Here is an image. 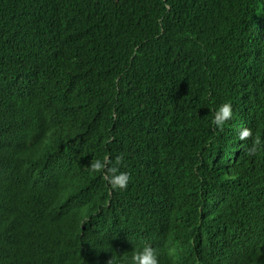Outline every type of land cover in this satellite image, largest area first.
Instances as JSON below:
<instances>
[{
	"label": "trees",
	"instance_id": "obj_1",
	"mask_svg": "<svg viewBox=\"0 0 264 264\" xmlns=\"http://www.w3.org/2000/svg\"><path fill=\"white\" fill-rule=\"evenodd\" d=\"M263 82L264 0H0V264L264 254V205L222 203L264 177ZM105 156L126 190L91 172Z\"/></svg>",
	"mask_w": 264,
	"mask_h": 264
},
{
	"label": "clouds",
	"instance_id": "obj_2",
	"mask_svg": "<svg viewBox=\"0 0 264 264\" xmlns=\"http://www.w3.org/2000/svg\"><path fill=\"white\" fill-rule=\"evenodd\" d=\"M233 117V108L231 103H223L215 109L212 124L220 131H223L224 125ZM239 139L246 141L252 139V147L247 149L249 156L256 154L257 148L261 145V138L257 135L253 139V133L250 128L244 127L239 133ZM123 162L122 156H117L113 163L108 156L101 159H94L90 163V170L93 173H102V178L107 181L111 190H126L130 180V174L119 171V165ZM111 165V166H109ZM261 178V185H256L248 180L243 182L239 188L229 192L222 198V203L226 206V211H235L240 205L241 209H255L264 205V177ZM241 190L244 194L243 199L235 198L236 192ZM212 247L196 250L185 256H175L170 251L156 253L151 245H145L142 250L134 251L131 256V264H211L210 252ZM255 256L249 258L243 264H264V254L254 251ZM112 264V260L108 261Z\"/></svg>",
	"mask_w": 264,
	"mask_h": 264
},
{
	"label": "bare ground",
	"instance_id": "obj_3",
	"mask_svg": "<svg viewBox=\"0 0 264 264\" xmlns=\"http://www.w3.org/2000/svg\"><path fill=\"white\" fill-rule=\"evenodd\" d=\"M160 22H161V21H160ZM260 22H261V21H260ZM256 51H257V50H256ZM253 53H254V52H253ZM253 53H252V54H253ZM257 53H258V52H257ZM257 53H256V54H257ZM254 55H255V54H254ZM64 56H65V54H64ZM76 56H77V55H76ZM251 56H253V55H251ZM255 56H257V55H255ZM65 57H67V56H65ZM65 57H64V58H65ZM253 59H254V58H253ZM256 60H257V59H256ZM77 61H78V60H77ZM254 61H255V60H254ZM71 62H73V60H72ZM74 62H75V61H74ZM74 62H73V63H74ZM73 63H72V64H73ZM76 64H77V62H76ZM39 66H40V65H39ZM51 66H52V65H51ZM55 66H56V65H55V63H54V67H53L54 71H55V68H57V67H55ZM74 66H75V65H74ZM33 67H35V66H33ZM37 70H38V69H37ZM41 70H42V69H41ZM48 70H49V69H48ZM56 70H57V69H56ZM58 70H59V69H58ZM15 71H16V70H15ZM259 71H260V70H259ZM42 72H43V70H42ZM252 74H253V73H252ZM256 75H257V74H256ZM260 75H261V74H260ZM260 75H259V76H260ZM257 78H258V77H257ZM36 80H37V79H36ZM256 80H257V79H256ZM24 81H25V80H24ZM35 83H36V82H35ZM263 83H264V82H263ZM173 88H174V85H173ZM11 90H13V89H11ZM170 90H171V89H170ZM173 90H174V89H173ZM174 91H175V90H174ZM256 91H257V90H256ZM263 92H264V91H263ZM176 95H177V94H176ZM175 97H176V96H175ZM261 97H262V96H261ZM177 98H178V97H177ZM255 98H256V97H255ZM257 98H258V97H257ZM262 100H263V99H262ZM254 105H255V104H254ZM263 106H264V105H263ZM86 109H88V108H86ZM261 109H262V107H261ZM262 110H263V109H262ZM0 115H1V114H0ZM30 115H31V114H30ZM20 116H22V114H20ZM263 116H264V115H263ZM22 118H24V116H23ZM25 118H26V117H25ZM27 120H28V118H27ZM12 121H13V120H12ZM23 121H24V119H23ZM23 121H22V123H24ZM25 121H26V120H25ZM13 122H15V121H13ZM26 122H27V121H26ZM30 122H31V121H30ZM30 122H29V123H30ZM151 122H152V121H151ZM27 123H28V122H27ZM14 125H16V124H13V126H14ZM20 125H21V124H20ZM26 125H27V124H26ZM31 125H32V123H31ZM33 132H34V131H33ZM33 132H32V133H33ZM51 133H52V132H50V134H51ZM41 134H42V133H41ZM137 134H138V133H137ZM28 135H29V134H28ZM136 136H137V135H136ZM29 137H30V136H29ZM48 138H49V137H48ZM50 138H51V136H50ZM50 138H49V139H50ZM49 141H50V140H49ZM52 141H53V140H52ZM47 142H48V141H47ZM12 146H13V145H12ZM30 146H31V145H30ZM52 146H53V145H52ZM28 147H29V146H28ZM85 147H86V146H85ZM2 148H3V147H2ZM13 148H14V147H13ZM42 148H43V146H42ZM50 150H51V149H50ZM30 151H31V150H30ZM48 151H49V150H48ZM9 152H10V151H9ZM26 152H27V151H26ZM28 152H29V151H28ZM43 152H44V151H43ZM34 153H35V152H34ZM39 153H41V152H39ZM45 153H46V152H45ZM48 153H49V152H48ZM7 154H8V153H7ZM7 154H6V155H7ZM21 154H22V153H21ZM26 154H27V153H26ZM26 154L24 153V155H26ZM28 154H29V153H28ZM31 154H32V153H31ZM42 154H43V153H42ZM9 155H10V154H9ZM11 155H12V154H11ZM14 155H15V154H14ZM3 156H4V155H3ZM12 156H13V155H12ZM16 156H17V155H16ZM16 156H15V157H16ZM18 156H20V155H18ZM21 156H22V155H21ZM35 156H36V154H35ZM13 157H14V156H13ZM27 157H29V156L27 155ZM38 158H39V157H38ZM0 159H1V156H0ZM5 159H6V158H5ZM9 159L11 160V158H9ZM37 160H38V159H37ZM49 160H50V159H49ZM7 161H8V160H7ZM7 161H6V162H7ZM38 162H42V161H38ZM53 162H54V160H53ZM55 162H56V160H55ZM3 163H4V162H3ZM51 164H52V163H51ZM8 166H9V165H8ZM51 167H52V166H51ZM7 168H8V167H7ZM34 168H35V167H34ZM3 170H5V169H3ZM49 170H50V169H49ZM54 171H55V169H54ZM0 172H1V171H0ZM5 172H7V171H5ZM3 174H4V173H3ZM53 174H54V173H53ZM11 175H12V173H11ZM7 176H8V175H7ZM5 177H6V176H5ZM0 180H1V179H0ZM8 180H9V179H8ZM2 181H3V180H2ZM4 181H5V180H4ZM1 183H2V182H1ZM1 183H0V184H1ZM46 186H47V185H46ZM43 187H44V185H43ZM0 188H1V187H0ZM106 188H107V187H106ZM46 190H47V189H46ZM48 190H49V189H48ZM40 191L42 192V190H40ZM49 191H50V190H49ZM53 191H54V190H53ZM58 191H59V190H58ZM43 192H44V191H43ZM59 192H60V191H59ZM33 193H34V195L36 196L39 192H37V194H35V192H33ZM47 193H48V192H47ZM8 194H9V193H8ZM39 194H40V193H39ZM41 194H42V193H41ZM9 196H10V195H9ZM9 196H8V197H9ZM0 198H1V197H0ZM7 200H8V199H7ZM9 200H10V199H9ZM9 200H8V201H9ZM10 202H12V201L10 200ZM6 203H7V202H6ZM13 204H14V203H13ZM36 204H37V203H36ZM56 204H57V202H56ZM3 206H4V205H3ZM12 207H13V205H12ZM0 208H1V207H0ZM26 208H29V207L26 206ZM21 210H22V209H21ZM28 210H30V209H28ZM22 211H23V210H22ZM26 212H27V210L25 211V213H26ZM207 212H208V211H207ZM15 213H16V212H15ZM23 213H24V212H23ZM30 213H31V212H30ZM12 214H13V213H12ZM12 214H11V215H12ZM19 214H20V213H19ZM21 214H22V213H21ZM27 214H29V213H27ZM1 215H2V214H1ZM11 215H10V216H11ZM12 217H13V216H12ZM30 217H32V214H31ZM14 218H15V216H14ZM10 219H11V217H10ZM11 220H12V219H11ZM16 220H18V219H16ZM3 223H4V222H3ZM8 224H9V223H8ZM11 225H12V223H11ZM2 226H4V225H2ZM36 229H37V228H36ZM38 229H40V228H38ZM11 230H12V229H11ZM33 231H34V230H33ZM39 231H40V230H39ZM35 234H36V233H35ZM37 241H38V240H36V242H37ZM36 242H35V243H36ZM33 243H34V242H33ZM33 243H32L31 245L34 246L35 244H33ZM34 247H36V246H34ZM41 248H42V245H41ZM36 249H37V248H36ZM44 249H45V248H44ZM39 250H42V249H39ZM45 252H46V250H45ZM43 253H44V251H43Z\"/></svg>",
	"mask_w": 264,
	"mask_h": 264
}]
</instances>
